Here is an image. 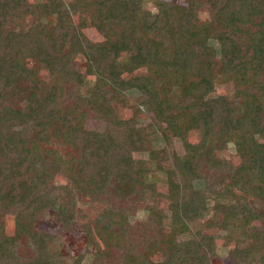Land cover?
<instances>
[{
	"label": "trees",
	"instance_id": "obj_1",
	"mask_svg": "<svg viewBox=\"0 0 264 264\" xmlns=\"http://www.w3.org/2000/svg\"><path fill=\"white\" fill-rule=\"evenodd\" d=\"M146 1L0 0V264H66L53 248L56 236L40 225L52 213L62 228L72 225L65 206L45 191L52 167L75 173L90 201H101L118 173L138 195L155 190L151 172L163 176L166 188L170 217L147 206L131 234L126 211L108 209L93 226L85 224L96 239L93 261L85 262L82 252L72 264H212L210 228L226 231V242H233L231 264H264V212L248 201L264 199V0H206L204 19L196 13L204 0H155V12ZM29 15L47 22L15 26ZM86 27L102 39H88ZM78 55L83 69L73 63ZM39 69L49 81H35ZM141 69L148 74L132 75ZM217 75L234 83L236 96L213 94ZM18 76L28 84L20 106L4 95ZM87 77H93L89 85ZM129 89L138 90L133 112L148 114L145 125L107 111L102 131L83 130L64 109L68 102L126 104ZM191 132L197 141H190ZM172 138L181 140L183 153L173 150ZM228 142L238 152L233 162L215 154ZM134 153L147 154L151 165ZM207 193L221 219L178 240L188 219L208 211ZM8 215L12 232L2 219ZM22 240L27 255L19 253Z\"/></svg>",
	"mask_w": 264,
	"mask_h": 264
},
{
	"label": "rangeland",
	"instance_id": "obj_2",
	"mask_svg": "<svg viewBox=\"0 0 264 264\" xmlns=\"http://www.w3.org/2000/svg\"><path fill=\"white\" fill-rule=\"evenodd\" d=\"M39 1V0H32ZM165 2H177L185 4L186 0H162ZM204 0L201 5L197 8V16L199 19H204L208 17V5ZM155 0H147L145 7L153 12L156 11ZM34 22H47L43 17L39 15L27 16L25 18L24 24L17 23L15 26L20 27V25H29ZM82 32L90 40H101V35L93 27H86L82 29ZM214 47L218 46V43L212 42ZM218 51V49L216 50ZM126 54L120 55L118 62L124 63L126 61ZM74 65L83 69L85 59L83 56L78 55L74 61ZM145 75L148 71L145 69L137 70L132 75ZM34 79L36 82L45 83L49 81V75L46 70H34ZM93 82V77H87L86 84H91ZM13 86L4 90V95L10 104L20 106L23 105L26 100L23 96L28 91V84L23 77L18 76L14 78ZM32 83V80H31ZM215 89L213 94H225L229 97L236 96V87L233 82L223 80L220 75L215 76ZM172 91H178L176 86H171ZM83 89V88H82ZM138 94L137 89H129L124 92V99L126 104H122L118 101L108 100L107 102L95 100L89 106H76L72 102H68L64 105V109L73 114L76 124L83 130H99L104 129V119L103 113L109 111L117 120L129 121L135 120L136 125L142 126L149 122L148 114L141 111L139 114L133 112L134 100L133 98ZM25 98V97H24ZM256 137V136H255ZM190 141H197L198 134L196 132H191L189 134ZM255 139H259L256 137ZM250 142L253 143L252 140ZM173 150L176 153H183V144L179 138H172L171 142ZM55 148L58 154L66 157L63 148L61 149L58 145L54 144L52 146ZM220 158L231 160L232 162L238 155L235 151V146L232 142H228L222 148L215 153ZM136 157H144L146 159L147 154L134 153ZM147 165H151V162L146 159ZM52 167V173L46 180L45 191L54 196L63 206L66 208V213L71 219V227L69 229L62 228L61 220H58L54 214H50L47 218L41 220V227L47 230L48 233L54 234L56 236L53 242V248L58 251V255L66 264H72L79 253H85V262L90 263L94 259L95 250V236L89 238L85 224H91L92 226L97 219L101 217V214L105 213L106 210L112 209L118 211L119 209L126 211L125 223L128 227V231L134 234V227L138 225V221L143 220L147 216V206H154L156 208H161L163 212L170 217V210L167 207L168 201L162 196V193L166 191L165 184L163 182V176L156 172L150 173V178L155 181V190L146 189L143 190L141 195L131 190L129 181L125 179L119 173L110 179V181L104 187V193L101 195V201H90L89 197L79 189V180L75 173L66 171H59ZM194 182V181H193ZM197 186H203L202 181L194 182ZM79 184V185H78ZM236 195L243 194L242 191L236 190L234 192ZM209 194V193H207ZM208 211L202 217H192L187 220L188 229L178 230L176 237L178 240H185L191 238L197 230H201L204 227V223L207 220H220L221 213L214 211L213 205L215 202L214 194L208 195ZM249 203L255 207L259 212H264V199L263 201L259 198L253 197ZM11 215L6 218L3 216L2 219H8L7 232H12L13 225L9 223L11 221ZM256 224H260L261 221H255ZM165 229L169 230V219H164ZM215 236V247L216 254L211 258L212 264H231V258L229 251L233 247V242H226L224 237L225 232L219 228L207 229ZM95 235V234H94ZM91 237V236H90ZM94 239V240H93ZM28 244L31 243L30 240L26 241ZM19 253L22 255H27L29 253V248L23 244V240L18 248ZM119 250L113 249L112 258L113 260L119 261Z\"/></svg>",
	"mask_w": 264,
	"mask_h": 264
}]
</instances>
